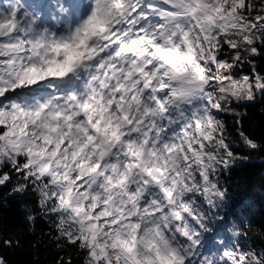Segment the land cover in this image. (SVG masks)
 Instances as JSON below:
<instances>
[{
  "label": "snow or ice",
  "instance_id": "obj_1",
  "mask_svg": "<svg viewBox=\"0 0 264 264\" xmlns=\"http://www.w3.org/2000/svg\"><path fill=\"white\" fill-rule=\"evenodd\" d=\"M257 108L264 0H0V264H264Z\"/></svg>",
  "mask_w": 264,
  "mask_h": 264
},
{
  "label": "trees",
  "instance_id": "obj_2",
  "mask_svg": "<svg viewBox=\"0 0 264 264\" xmlns=\"http://www.w3.org/2000/svg\"><path fill=\"white\" fill-rule=\"evenodd\" d=\"M245 127L255 137L264 138V116L260 115L258 108L250 110V116L245 123ZM234 179L246 184L251 195L257 201V208L254 214L255 226L258 227L264 224V212L261 211V207L264 206V160L257 158L250 167L239 170L234 175ZM28 202L30 204L34 203L32 200ZM20 204V198H16L12 201L11 207L4 212L3 226L6 229L5 235L8 234V231L17 228L21 224ZM42 227L46 226L41 221L38 224V230ZM20 235L23 247L15 250L4 248V255L9 258L12 264H37L32 251L29 250L33 246L35 236L28 235L26 230ZM38 254V264H54L56 253L51 246L40 248Z\"/></svg>",
  "mask_w": 264,
  "mask_h": 264
}]
</instances>
